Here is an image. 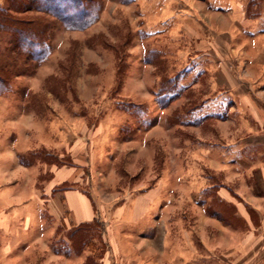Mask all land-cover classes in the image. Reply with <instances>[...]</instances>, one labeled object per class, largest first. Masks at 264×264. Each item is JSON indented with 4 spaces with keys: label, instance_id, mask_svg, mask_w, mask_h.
<instances>
[{
    "label": "rangeland",
    "instance_id": "rangeland-1",
    "mask_svg": "<svg viewBox=\"0 0 264 264\" xmlns=\"http://www.w3.org/2000/svg\"><path fill=\"white\" fill-rule=\"evenodd\" d=\"M96 1L85 0L99 17L82 29H68L63 12L33 10L27 0L10 11L24 22L43 18L49 25L41 62L16 50L0 30V65L12 73L0 94V248L11 245L16 264H158L156 252L145 257L135 245L152 237L157 249L166 237L176 248L193 244L201 251L206 244L221 256L223 244L237 243L219 222L203 220L204 189L220 186L222 175L192 159L199 151V129L188 111L194 103L175 99L180 83L168 74L153 81L142 63L147 35L136 28L140 20L131 19V5ZM180 102L183 112L175 111ZM60 169L70 173L64 183L52 179ZM159 186L166 189L164 212L158 214L155 197L143 225L127 223L126 206ZM52 187L85 192L92 219L73 226L47 212L43 202Z\"/></svg>",
    "mask_w": 264,
    "mask_h": 264
},
{
    "label": "crops",
    "instance_id": "crops-1",
    "mask_svg": "<svg viewBox=\"0 0 264 264\" xmlns=\"http://www.w3.org/2000/svg\"><path fill=\"white\" fill-rule=\"evenodd\" d=\"M125 4L131 5V19L140 20L136 28L147 35L142 63L153 73V81L168 74L180 83L175 99L188 97L194 103L188 111L191 125L199 129L195 137L199 151L192 159L221 171V185L204 189L203 220L219 222L223 235L237 243L223 244L226 250L221 256L206 244L201 251L193 244L185 250L181 245L176 248L166 237L158 241L157 249L152 237H142L135 246L145 249V257L156 252L158 264H214L215 260L264 264V0H126ZM181 65L173 73L160 70ZM182 104L177 103L175 111L183 112ZM69 174L60 169L52 179L64 183ZM156 190L147 192L150 198L144 193L126 206L127 223L143 225L141 218L155 197H160L158 214L160 209L164 212L166 189ZM43 205L56 219H69L73 226L92 219V202L77 188L53 192L52 187ZM17 258L11 245L0 248V264H16Z\"/></svg>",
    "mask_w": 264,
    "mask_h": 264
},
{
    "label": "trees",
    "instance_id": "trees-1",
    "mask_svg": "<svg viewBox=\"0 0 264 264\" xmlns=\"http://www.w3.org/2000/svg\"><path fill=\"white\" fill-rule=\"evenodd\" d=\"M7 6L0 5V30L10 34L13 46L28 58L41 62L46 54L50 37L49 25L43 18L24 22L11 16L10 11H19L26 0H4ZM36 11L54 13L63 12L61 22L68 29H82L90 26L99 17L96 5H86L85 0H27ZM88 1V0H87ZM96 1V0H95ZM91 2V1H90ZM101 2L97 0L96 3ZM70 12L73 14L70 15ZM57 15V17H59ZM11 71L0 65V94L6 89Z\"/></svg>",
    "mask_w": 264,
    "mask_h": 264
}]
</instances>
